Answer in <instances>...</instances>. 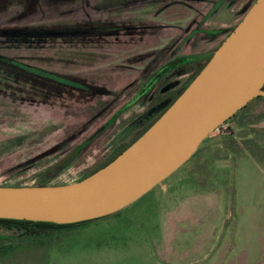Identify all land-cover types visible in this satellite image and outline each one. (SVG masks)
I'll return each mask as SVG.
<instances>
[{
    "label": "rangeland",
    "instance_id": "obj_1",
    "mask_svg": "<svg viewBox=\"0 0 264 264\" xmlns=\"http://www.w3.org/2000/svg\"><path fill=\"white\" fill-rule=\"evenodd\" d=\"M253 1L0 0L2 30L87 20L114 27L91 38L0 33V55L89 86L21 79L0 66V184L68 183L101 167L203 67L230 32L218 26H235ZM222 7L231 17L214 15ZM0 264H264V96L114 212L28 232L0 225Z\"/></svg>",
    "mask_w": 264,
    "mask_h": 264
},
{
    "label": "water",
    "instance_id": "obj_2",
    "mask_svg": "<svg viewBox=\"0 0 264 264\" xmlns=\"http://www.w3.org/2000/svg\"><path fill=\"white\" fill-rule=\"evenodd\" d=\"M264 0H254L185 88L128 146L81 179L0 184V217L70 223L114 212L179 167L250 99L264 96Z\"/></svg>",
    "mask_w": 264,
    "mask_h": 264
},
{
    "label": "flooded vegetation",
    "instance_id": "obj_3",
    "mask_svg": "<svg viewBox=\"0 0 264 264\" xmlns=\"http://www.w3.org/2000/svg\"><path fill=\"white\" fill-rule=\"evenodd\" d=\"M215 16L218 15H227L228 17L230 16L229 12H228V8L225 9L224 7H222L219 11L214 13ZM231 17V16H230ZM233 17V14H232ZM231 19V18H230ZM220 30H231L234 25H224V26H218ZM29 28H33L34 31L38 34H33V35H57V36H63V37H67L69 39H72L76 36H81V37H89L91 38L92 36L96 37V36H101L102 34H104L107 31H111L114 30V27L107 23V22H101V21H79V22H71V23H64V24H59L57 26H52V27H37V26H25V27H17V28H11L8 30H2V28H0V33L2 32H9V31H13V29H19V30H25ZM8 34V33H7ZM11 35V34H10ZM29 34H21L18 36H26ZM210 56V55H209ZM10 58V57H9ZM11 59V58H10ZM28 65V64H27ZM29 66H33V65H29ZM36 68H39L40 70H43L44 72H50L48 70L42 69L40 67L37 66H33ZM52 74L55 75V77H47V75L45 76H38V77H43V78H47L50 79L56 83L59 84H64L67 86H70L71 88H77L80 90H88V84H86L84 82L83 79L76 77L74 75L71 74H61L58 72H51ZM16 76V75H15ZM21 79H25L27 77H22L19 76ZM187 81H184L183 83H180L179 85L175 86V88L170 91L168 94H166L162 99L160 104L162 106H167L171 100L174 99V97H176V95L180 92L181 88L183 87V85L186 83ZM264 86V85H263ZM157 109V106H153L151 107V109L149 111H155Z\"/></svg>",
    "mask_w": 264,
    "mask_h": 264
},
{
    "label": "trees",
    "instance_id": "obj_4",
    "mask_svg": "<svg viewBox=\"0 0 264 264\" xmlns=\"http://www.w3.org/2000/svg\"><path fill=\"white\" fill-rule=\"evenodd\" d=\"M11 30V29H10ZM33 28H27L26 31L23 29L19 30V29H13V31H9L7 32L8 34L11 35H21V34H38L34 31ZM0 66L3 69H7L10 73H14L16 76H22V77H30V76H40V74L34 73V72H29L28 70H26V67L23 66V64L18 63V61L14 60V59H10L7 56L4 55H0ZM30 69L32 70H38L40 71L39 68L30 66ZM42 71V70H41ZM192 79V78H191ZM189 79L181 88L180 92L185 88V86L190 82ZM264 88V86H263ZM178 95V94H177ZM176 95V96H177ZM116 154L112 155L107 161L106 163L111 160ZM105 164V163H104ZM103 164V165H104ZM37 184H46L44 182H39ZM3 185H16V184H3ZM85 220H81V221H77V222H70V223H57V222H52V221H40V220H30V219H25V218H3L0 217V225L2 226H6V227H14L17 228L23 232H28L32 230L33 226H39V227H61V226H66V225H71L74 223H79Z\"/></svg>",
    "mask_w": 264,
    "mask_h": 264
}]
</instances>
